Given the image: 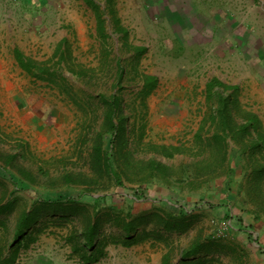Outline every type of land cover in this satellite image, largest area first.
Returning <instances> with one entry per match:
<instances>
[{"label": "rangeland", "instance_id": "obj_1", "mask_svg": "<svg viewBox=\"0 0 264 264\" xmlns=\"http://www.w3.org/2000/svg\"><path fill=\"white\" fill-rule=\"evenodd\" d=\"M95 1L106 20V43L85 0H0V202L13 205L0 213V249L10 256L22 211L72 199L77 214L42 211L29 231L35 241L22 236L23 254L45 237L60 238L69 246L62 254L75 256L68 238L83 229V215L97 209L101 238L122 237L113 220L128 217L139 235L164 234L150 241L171 251L173 260L201 239L214 244L212 252L200 254L204 264H264V214L255 220L259 204L253 201L243 145L229 139L227 160L217 166L215 146L203 149L197 142L200 127L218 108L219 90L232 93L217 88L209 99L213 79L239 88L238 122L252 112L264 126V55L258 59L264 53V0H194L179 12L167 9V0ZM202 4L206 12L200 13ZM200 20L210 28H202ZM213 22L220 23L213 29ZM119 26L127 33H117ZM235 38L253 41L239 46ZM60 46L63 63L56 57ZM137 48L146 51L140 56ZM16 49L47 64L57 83L24 71ZM74 68L85 76L75 75ZM145 75L158 78L146 100L140 95ZM115 95L123 100L128 148L115 152L110 134L105 146L118 157L122 183L105 176L97 186L67 184L68 175L94 176L93 149L107 106L102 97ZM210 126L209 121L205 141L215 132ZM165 145L182 152L169 158L154 148ZM153 163L168 167L171 175L159 177ZM164 217H183L190 227L164 230L159 224Z\"/></svg>", "mask_w": 264, "mask_h": 264}, {"label": "trees", "instance_id": "obj_2", "mask_svg": "<svg viewBox=\"0 0 264 264\" xmlns=\"http://www.w3.org/2000/svg\"><path fill=\"white\" fill-rule=\"evenodd\" d=\"M109 4L113 3L115 0H107ZM86 4L90 6L97 16V32L99 38L102 39L104 43L110 38L108 30L106 27V20L104 19L103 12L100 5L95 0H85ZM120 25V22L118 21ZM117 33H127V30L123 26L117 28ZM146 48H137L138 55H142ZM60 55L59 62L63 63L65 56L62 52V47L58 49L56 57ZM15 57L19 66L26 71L29 75L35 77L36 79L48 81L50 83H57V73L53 72L50 68H47V64L40 63L31 57H27L20 49L15 50ZM54 60V59H53ZM75 75L80 77L85 76L84 70L77 71L75 68L72 70ZM122 74L119 75V81L122 79ZM143 77V87L140 95L146 100L148 96L158 86V78L154 75H145ZM231 90L232 93L228 96H224V92L219 90V105L214 114L209 118L210 127L215 129V132L211 139L205 141L204 133L207 123L206 120L200 127V132L197 134V142L200 144L201 148L205 149L207 147L216 148L217 155V166H222L227 160V147L228 140L242 144V155L248 158L249 165L247 168H251L249 173L250 187L253 192V201L259 205L256 206V210L253 211L255 215V220H262V214H264V199L263 189H264V126L261 119L252 112L243 113V122H238L236 115L234 114V109L237 108L238 98L237 92L239 90L236 86H229L221 82L218 79H213L207 85L208 98L212 99L214 96L215 89ZM105 102L106 112H105V124L104 131L98 134V141L96 142L93 155L92 164L94 168L93 177H81V176H70L68 175L65 180L66 183L72 184L74 186H85V185H98L101 180L108 176L117 181L118 184L122 183V172H118L115 167V163L118 157L112 151L106 149L105 138L106 135L110 134L113 137V148L114 151L120 149L123 150L128 148V141L122 135L124 133L125 118L123 100L120 95H115L111 98L106 96L102 97ZM242 115V114H241ZM144 129V128H143ZM91 129L87 133L90 132ZM144 134H142L143 136ZM141 136V137H142ZM207 143V144H206ZM116 148V149H115ZM156 151L162 153V155L173 158L176 153H181L182 150L178 147L173 146H155ZM129 155V153H128ZM126 156L123 153L122 157ZM221 164H219V163ZM205 167V166H204ZM204 167L200 171V175H203ZM246 168V169H247ZM159 177L167 178L171 175L172 170L168 167H164L161 164L153 163V168ZM212 169V168H211ZM209 169V173H211ZM99 199V198H98ZM101 199V198H100ZM44 207H34L32 210H24L21 212L18 224H17V239L10 246V256L5 255V249H0V264H15L19 257L20 249L23 247L24 239L28 236L32 242H34L33 234L29 233L30 228L36 224L39 219L44 215L42 211H47V213H53V215L60 214L61 217H66L67 213H78L75 209V203L72 199L68 200H58L54 202H46ZM13 205L9 202L8 204H3L0 202V213L11 208ZM51 208V209H50ZM70 215V214H69ZM84 216L83 229L80 231H75L69 238L68 241L72 243L73 253L79 255L80 260L84 263H93L98 261L100 258L105 256V248L109 245H123L132 246L140 242H144L151 237L163 240L164 234L154 235L149 232L139 235L136 231L138 230L135 220H129L128 217L117 216L113 220L114 224L117 225L119 229L123 231L122 237L104 236L101 238L100 233V219L99 212L97 209L93 213H86ZM160 226L164 230L171 232H183L187 231L190 227L187 219L181 217H164L159 221ZM36 239V237H35ZM201 239L195 240L191 247L182 253V259L190 261V257L212 252V243H204ZM172 254V253H171ZM170 256L166 257V262L164 264H169ZM204 261H200L199 264H204ZM191 264V263H189ZM197 264V263H193Z\"/></svg>", "mask_w": 264, "mask_h": 264}, {"label": "crops", "instance_id": "obj_3", "mask_svg": "<svg viewBox=\"0 0 264 264\" xmlns=\"http://www.w3.org/2000/svg\"><path fill=\"white\" fill-rule=\"evenodd\" d=\"M166 8L169 9V6L172 8L174 12H179L180 8L183 6H190L195 1L194 0H167ZM190 1V2H189ZM178 2H181L180 4ZM201 2V1H200ZM174 6L176 8H174ZM205 5H200V13L206 12V9L203 8ZM251 6V5H250ZM157 7V6H156ZM252 8V7H251ZM201 24L204 26L209 25L208 23L206 25V22L200 20ZM216 23L220 22H213V26L211 28L218 27ZM249 27V26H246ZM207 28H210L207 26ZM247 29V28H246ZM252 30V29H251ZM258 40V37L256 38ZM262 39V40H261ZM262 45H264V38H261ZM249 38L245 39V42H240L239 39L235 38V42L238 43V45H250L251 42L248 41ZM264 53L258 54V59L261 61L260 57ZM263 59V58H262ZM259 68V67H258ZM257 68V69H258ZM257 72H262L260 69H258ZM250 225H253L252 223H249ZM33 231V230H32ZM31 231V232H32ZM39 243H37V247H32L31 245L30 250H24V252L27 253L23 254V250L20 252L18 259L16 260L15 264H164L166 262V257L170 256L169 264H193L200 262V254L190 257V261H186L182 259V254H180V257L178 260L172 259L171 251L167 249H162L161 245L158 244L156 241H144L140 242L138 244L132 245V246H123V245H109L105 248V256L100 258L98 261L93 263H84L80 262V258H78L76 255H64L62 254V250H65V254L67 252V247L62 244H60V238L59 241L55 238H42ZM37 242V241H36ZM35 244V243H33ZM29 246V245H28ZM27 246V247H28ZM63 246V248L61 247ZM24 247V246H23ZM72 249V247H71ZM11 252V251H10ZM73 253V251L71 252ZM74 258V259H72Z\"/></svg>", "mask_w": 264, "mask_h": 264}, {"label": "built area", "instance_id": "obj_4", "mask_svg": "<svg viewBox=\"0 0 264 264\" xmlns=\"http://www.w3.org/2000/svg\"><path fill=\"white\" fill-rule=\"evenodd\" d=\"M246 232H248L249 233V231L247 230Z\"/></svg>", "mask_w": 264, "mask_h": 264}]
</instances>
